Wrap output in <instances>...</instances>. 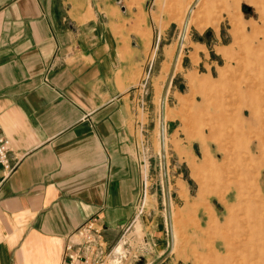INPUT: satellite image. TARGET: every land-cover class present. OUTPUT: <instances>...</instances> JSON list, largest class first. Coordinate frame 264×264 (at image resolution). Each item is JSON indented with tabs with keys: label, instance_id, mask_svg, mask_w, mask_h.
<instances>
[{
	"label": "crops",
	"instance_id": "obj_1",
	"mask_svg": "<svg viewBox=\"0 0 264 264\" xmlns=\"http://www.w3.org/2000/svg\"><path fill=\"white\" fill-rule=\"evenodd\" d=\"M114 1L0 0V131L17 159L0 185V264H65L67 237L92 217L109 249L132 217L139 33H163L172 14L163 2ZM114 248L110 264L124 255Z\"/></svg>",
	"mask_w": 264,
	"mask_h": 264
},
{
	"label": "rangeland",
	"instance_id": "obj_2",
	"mask_svg": "<svg viewBox=\"0 0 264 264\" xmlns=\"http://www.w3.org/2000/svg\"><path fill=\"white\" fill-rule=\"evenodd\" d=\"M195 1L144 0L172 16L163 33H139L147 47L128 105L142 123L145 183L116 264H264V3L199 0L186 20Z\"/></svg>",
	"mask_w": 264,
	"mask_h": 264
},
{
	"label": "built area",
	"instance_id": "obj_3",
	"mask_svg": "<svg viewBox=\"0 0 264 264\" xmlns=\"http://www.w3.org/2000/svg\"><path fill=\"white\" fill-rule=\"evenodd\" d=\"M17 159L10 157L9 140L0 131V185L1 182L14 170ZM144 176L139 180L138 197L142 192V182ZM142 201L137 199L133 205L132 221H135L140 209ZM104 227L97 218L92 217L80 225L74 233L69 235L63 246V257L65 264H103L108 259L112 250L107 248L104 239ZM75 237V238H71ZM119 242L115 245L117 246ZM123 245V244H121Z\"/></svg>",
	"mask_w": 264,
	"mask_h": 264
},
{
	"label": "bare ground",
	"instance_id": "obj_4",
	"mask_svg": "<svg viewBox=\"0 0 264 264\" xmlns=\"http://www.w3.org/2000/svg\"><path fill=\"white\" fill-rule=\"evenodd\" d=\"M199 0H196L195 1V3L189 8V11L187 12V16H186V20L188 19V15L191 13V11H192V8L196 5V3L198 2ZM259 1H261V2H263L264 3V0H259ZM258 3H260V2H258ZM262 6H264L263 4H262ZM262 8V7H261ZM261 17H262V23H263V27H264V18H263V16L261 15ZM186 24L187 23H185L184 24V26H186ZM183 30H184V28H183ZM183 30L181 31V33H180V36L179 37H181L182 36V33H183ZM263 32H264V30H263ZM231 33H232V36H233V38L236 40L237 38H238V35H240V34H243V32H242V30H241V28L238 26V25H236V24H233L232 25V31H231ZM259 33H260V31H259ZM262 33V32H261ZM240 37H241V35H240ZM239 37V38H240ZM238 40V39H237ZM262 42L264 43V35H263V40H262ZM178 58V57H177ZM170 78V77H169ZM162 99H164V95H163V97H162ZM260 99V98H259ZM163 101V100H162ZM194 101V100H193ZM163 103V102H162ZM240 103V102H239ZM259 103H260V105H261V118H260V125H261V129H262V131H263V134H264V96L261 98V100H259ZM161 114H162V106H161ZM161 121H162V123H163V117L161 116ZM162 125V124H161ZM251 136V135H250ZM257 135H255V137H256ZM248 137V136H247ZM264 137V136H263ZM262 139V138H261ZM261 142H262V144L264 145V138H263V140H261ZM263 150V149H262ZM264 152V151H263ZM262 153V152H261ZM162 155H163V150H162ZM261 155V154H260ZM263 156V155H262ZM261 160H262V158H261ZM209 163V162H208ZM262 164V163H261ZM263 166H264V164H263ZM263 166H261L260 168L262 169V167ZM256 212V211H255ZM245 226V225H244ZM247 230V229H246ZM244 239V238H243ZM248 241V240H247ZM123 243V242H122ZM121 243V244H122ZM121 244H118L114 249L115 250H117V252H121V253H124L123 252V248L121 249ZM120 248V249H119ZM240 249V248H239ZM242 249V248H241ZM121 256V255H120ZM250 258V256H248V259ZM258 258V257H257ZM239 260H240V258H239ZM238 264V263H237ZM239 264H241V263H239Z\"/></svg>",
	"mask_w": 264,
	"mask_h": 264
},
{
	"label": "water",
	"instance_id": "obj_5",
	"mask_svg": "<svg viewBox=\"0 0 264 264\" xmlns=\"http://www.w3.org/2000/svg\"><path fill=\"white\" fill-rule=\"evenodd\" d=\"M181 38V37H180ZM161 170H162V179H163V185L165 186V179L163 178V155H162V152H161Z\"/></svg>",
	"mask_w": 264,
	"mask_h": 264
}]
</instances>
